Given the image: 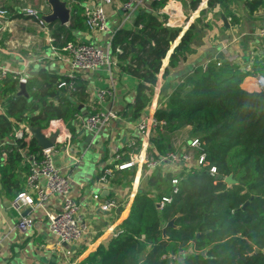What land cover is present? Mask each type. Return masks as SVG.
I'll return each mask as SVG.
<instances>
[{
	"label": "trees",
	"instance_id": "trees-1",
	"mask_svg": "<svg viewBox=\"0 0 264 264\" xmlns=\"http://www.w3.org/2000/svg\"><path fill=\"white\" fill-rule=\"evenodd\" d=\"M201 1L192 0L191 9ZM166 2L155 1L154 8H162ZM218 5L227 8L228 0L208 1L209 10ZM85 12V6L76 2L69 28L50 24L58 48L79 43L74 32L87 29ZM205 15L203 11L174 49L164 81L211 27ZM180 33L179 28L166 27L159 16L140 13L133 30L122 29L114 35L111 56L117 61L118 73L138 80L135 101L130 105L133 121L142 119L149 109L162 62ZM260 73L264 76V69ZM248 76L233 64H211L207 70H196L171 92L163 89L154 118L164 125L150 138V157L156 160L176 151L170 144L171 135L191 127V138L201 141L197 155L204 154L206 164L192 171L183 165L177 170L163 164L153 171L144 166L129 216L108 246H99L81 264H264V90L250 93L242 89ZM38 78L42 89L39 95L31 94V99H37L32 108L29 98L19 94L20 84L12 76L3 81L0 93L3 106H7L6 114L0 115V144L5 143L7 154L0 164V188L12 198L22 191L29 173L22 151L42 150L34 139L29 145L21 140L10 144L15 132L21 125L44 128L51 120H63L74 135L75 115L80 114V104L90 99L89 86L82 77L75 79L79 82L75 93L58 89L62 81H70L67 76L41 69ZM27 86L32 89L31 78ZM119 164L121 161H115L109 167V183L131 187L136 167L119 170ZM212 168L216 169L214 175ZM103 174L104 170L99 179ZM229 176L236 184L225 182ZM174 180L179 181L177 194ZM163 198L172 201L160 210ZM174 219L173 226L167 227Z\"/></svg>",
	"mask_w": 264,
	"mask_h": 264
},
{
	"label": "crops",
	"instance_id": "crops-1",
	"mask_svg": "<svg viewBox=\"0 0 264 264\" xmlns=\"http://www.w3.org/2000/svg\"><path fill=\"white\" fill-rule=\"evenodd\" d=\"M208 1L202 0L199 6L192 10V0H167L162 8H154L155 0H141L136 10L128 13L122 7L123 0H111L110 3L107 0H77L76 2L85 6L86 9L102 6L108 17L109 31L103 34L92 32L87 28L82 32H74L75 42L103 45L100 47L106 49L119 30H133L136 17L140 13H148L159 16L168 28L181 29L178 39L173 42L178 46L184 34L205 11L204 20L211 27L198 40L201 44L198 45L197 42V45L192 47L194 51L187 55L177 68L171 69L169 77L164 81L163 75L169 67L172 55L170 54L173 49L171 46L168 53L170 56L167 55L162 62L151 105L142 119L154 118L161 104L165 87L171 92L206 64L218 66L217 63L221 65L229 63L239 67L242 72L250 74L244 79L241 88L250 93L259 92L256 77L261 73L254 75L253 72L256 69L253 66L256 62L258 67L261 62L264 64V44L257 35L258 30L264 28V0H228L227 8L218 5L210 10ZM257 1L259 4L256 3ZM1 4L8 11V16L0 19V65L9 70L23 72L29 80L31 78L33 87L30 89L27 86V98L32 108L37 104V99H31V94L39 95V90L42 89L41 79L38 78L40 70L47 69L57 76H67L72 72L71 57L64 51L65 46L57 47V39L53 36L50 24H48L49 32H46L37 22L24 15L25 8L38 9L43 19L51 15L52 8L47 0H1ZM74 4L68 5L69 8L71 6V16ZM223 17L227 19V23L224 22ZM53 24L69 28L71 18L70 22L64 26L58 21ZM219 54H223L225 62L217 59ZM115 62L113 81L108 67L81 77L89 86L91 100L95 98L99 90L107 89L112 83L114 84L116 96L106 102L98 103L96 108L101 113H117L119 119L112 120L109 125L101 127L95 134L86 132L82 135V131L75 126L76 133L73 135L69 125L63 121L64 127L59 138L61 141H58L55 147V153H60L56 158L57 166L70 179L72 197L80 205L79 218L86 227L83 239L76 243H64L51 233L46 212L60 211L59 198L51 197L42 207L26 208L19 215L11 207L15 197L6 195L0 188V235L3 239L0 246V264H45L47 262L81 264L99 246H108L121 223L129 216L143 176L144 166L140 164L141 157L147 156L148 159L152 157L149 153L150 140L146 142L135 129V125L142 119L132 120L130 105L135 101L138 80L126 73L119 74L117 61ZM37 66L38 69H36ZM260 69H264V66ZM18 91L20 92V88ZM2 103L0 99V115H5L7 106H3ZM92 109L90 100L88 102L86 100L79 106V115L85 117L93 113ZM26 125L29 128L30 125ZM47 126L45 125L44 128ZM104 130L107 131L106 134L99 138ZM88 135L93 137L86 143ZM190 135L191 127H184L171 135V146L174 150L187 148L192 140ZM76 138L81 140L84 147L78 146L75 153H72V143ZM99 139L102 145L95 146ZM12 142L13 140L9 143L12 144ZM0 146L5 152L3 150L5 143ZM57 146L60 147L57 148ZM90 152L91 158L85 163L84 159ZM117 155L121 156L119 161L122 164L134 162L132 167H136L135 178L139 179L136 187V180L131 187L113 182L99 184L101 172L115 163ZM4 160L6 159H2L0 164ZM24 162L26 165V160ZM120 177L121 175L118 176ZM25 180L21 186L22 190L25 188ZM40 184L44 186L45 181L41 179ZM30 194L37 198L34 192ZM95 195H99L100 199H95ZM109 199L116 202V208L105 212L100 206ZM120 208H122L121 212ZM21 217H32L35 221L33 229L25 233L19 232L16 225Z\"/></svg>",
	"mask_w": 264,
	"mask_h": 264
},
{
	"label": "built area",
	"instance_id": "built-area-1",
	"mask_svg": "<svg viewBox=\"0 0 264 264\" xmlns=\"http://www.w3.org/2000/svg\"><path fill=\"white\" fill-rule=\"evenodd\" d=\"M68 5L76 3L77 0H62ZM141 0H123L122 7L128 13H133ZM163 1V0H155ZM108 3L111 0H107ZM71 9V6H70ZM24 15L37 22L39 27L46 32H49V25L41 17L40 12L36 8H25ZM8 16V11L4 9L0 0V19ZM86 27L96 33H106L109 31L108 17L102 6L93 8H87L85 12ZM257 35L261 38L264 44V28L258 30ZM54 41L53 39H50ZM111 45L112 39L108 44L107 48H102L93 44L85 43H67L64 47V51L71 57L72 72L67 75L70 81H62L58 85V89H65L70 93L78 91V81L75 79L85 75L97 72L102 68L108 67L110 72L111 80L115 76L113 67L116 66L115 60L111 56ZM118 53L121 51L118 49ZM221 66V63H217ZM112 68V69H111ZM208 64L203 66V70H207ZM12 76L13 79L18 80L19 84H28L29 78L20 71L9 70L0 65V93L3 88V81L8 77ZM256 86L258 91L264 90V76L259 74L256 77ZM116 96L115 86L112 83L107 89L99 90L95 98L90 100L93 113L82 117L79 114L75 115L76 121H80V130L87 131L88 133H97L99 129L105 125H109L112 120L119 119L117 113H101L97 110L98 103L106 102L109 99H113ZM95 106V107H94ZM164 122H157L155 118H145L139 121L135 125V129L142 135L146 142H149L151 136L159 126H163ZM64 122L63 120H51L46 128L43 129V133L47 138H50L53 134H58L57 144L61 132L63 131ZM24 141L27 145L32 140V135L27 125H21V128L15 132L13 142L16 144L17 141ZM201 141L199 139H192L187 148L183 150H176L169 152L160 159H148L147 156L143 159V166H146L148 171H153L157 167L163 164H168L172 168L176 169L179 165L187 166L191 171L197 168V166H205L206 160L205 155L201 154L198 157L200 151ZM0 146V150H1ZM56 147V146H55ZM55 147L53 149H42L39 153H30L28 148L25 149L23 155L29 166V173L25 180V188L17 194L12 200L11 207L19 215L23 213L26 208H40L42 207L51 197H57L60 199V211L58 213L46 212V217L49 222V229L51 233L56 236L61 242L64 243H76L83 239L86 231L85 225H83L79 218L80 205L72 197L71 189L72 184L68 177H66L60 168L55 164L53 153L56 152ZM7 154L2 152L0 155V161L6 159ZM121 160V156H115V161ZM134 160V159H133ZM134 165V162L121 163L117 166L119 170L130 168ZM178 169V168H177ZM212 175L216 174V169L212 168ZM112 176V170L107 168L104 170V174L99 179V184L104 185L109 183V179ZM45 181V185L40 184V180ZM179 184L178 180L173 181L174 194L179 192L177 188ZM100 185V186H101ZM30 192H34L37 196L35 199ZM95 199L99 200L100 196L95 195ZM172 199L163 198L159 205V209L162 210L166 203H170ZM101 210L110 212L116 208V202L114 200H107L101 203ZM35 221L32 217H21L17 222L16 229L19 232L25 233L33 229ZM2 237L0 235V246L2 244ZM173 260H177L176 256L172 257Z\"/></svg>",
	"mask_w": 264,
	"mask_h": 264
},
{
	"label": "water",
	"instance_id": "water-1",
	"mask_svg": "<svg viewBox=\"0 0 264 264\" xmlns=\"http://www.w3.org/2000/svg\"><path fill=\"white\" fill-rule=\"evenodd\" d=\"M47 1L52 8V14L47 16V17H44L45 22L47 24H52V23L58 21V22H60V24L62 26L68 24L70 22V18H71V9L68 7V4L62 0H47ZM223 18H224V22L227 23V19L225 17H223ZM171 46L173 49L170 52V54L173 53L177 44L171 43ZM170 54H168V57L170 56ZM217 59H219L222 62H225L223 54H219ZM19 94L25 95L28 97L27 85H24V84L20 85ZM29 131H30L33 139L37 142V144L40 148L45 149V150L46 149H53L57 145L58 134H53L50 138H47L45 136V134L43 133V129L41 127H32V126H29ZM92 137L93 136L88 135L86 137V143L89 142L90 139H92ZM225 182L229 186L236 184V181L233 179L232 176H229L228 178H226ZM174 221H175V219L172 220L171 222H169L167 227H172L174 224ZM164 233H165V230H164ZM256 251L258 252L259 250H256ZM45 264H58V263L47 262Z\"/></svg>",
	"mask_w": 264,
	"mask_h": 264
},
{
	"label": "rangeland",
	"instance_id": "rangeland-1",
	"mask_svg": "<svg viewBox=\"0 0 264 264\" xmlns=\"http://www.w3.org/2000/svg\"><path fill=\"white\" fill-rule=\"evenodd\" d=\"M107 33V32H106ZM104 34V33H103ZM201 44V42H198V45H200ZM93 45H96V46H99L98 44H93ZM100 46H103V45H100ZM263 66H264V64L261 62L260 64H259V67L257 66V68H256V71H254L253 72V74L255 75L256 73H258V72H260V68H263ZM36 69H38V66L36 67ZM73 125L75 126V128H77L78 130L80 129V127H81V124H80V121H74L73 122ZM87 131H85V130H83L82 132H81V135H82V133H86ZM106 130H104L102 133H100V136H99V138H101V137H103V135L104 134H106ZM180 141H182V139L180 138ZM102 144H101V142H100V139L96 142V144H95V146H101ZM78 146L79 147H84V145L83 144H81V140L80 139H78V138H76V139H74L73 140V143H72V147H71V151H72V153H75V151H76V148H78ZM60 146H57V148H59ZM86 149H84V151H85ZM60 154V153H59ZM58 153L56 154V153H53V158H54V161H55V164H56V166H57V163H56V158L58 157V155H59ZM91 152L90 153H88L87 154V156H86V158L84 159V161H85V163L91 158ZM143 157H141V162H140V164H142L143 163ZM58 167V166H57ZM135 180H136V178H135ZM138 181H139V179H138ZM136 187V186H135Z\"/></svg>",
	"mask_w": 264,
	"mask_h": 264
},
{
	"label": "bare ground",
	"instance_id": "bare-ground-1",
	"mask_svg": "<svg viewBox=\"0 0 264 264\" xmlns=\"http://www.w3.org/2000/svg\"><path fill=\"white\" fill-rule=\"evenodd\" d=\"M137 186V185H136Z\"/></svg>",
	"mask_w": 264,
	"mask_h": 264
}]
</instances>
